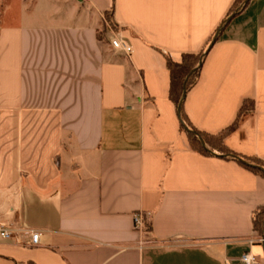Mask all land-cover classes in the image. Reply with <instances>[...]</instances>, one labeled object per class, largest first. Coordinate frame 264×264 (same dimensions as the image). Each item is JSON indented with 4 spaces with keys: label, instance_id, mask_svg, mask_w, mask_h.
<instances>
[{
    "label": "crops",
    "instance_id": "obj_1",
    "mask_svg": "<svg viewBox=\"0 0 264 264\" xmlns=\"http://www.w3.org/2000/svg\"><path fill=\"white\" fill-rule=\"evenodd\" d=\"M234 1L19 0L0 26V221L21 242L0 237V264H264V177L193 149L168 96L165 55L208 47L187 121L218 134L244 105L224 144L264 160V0L210 45ZM106 10L116 27L100 34Z\"/></svg>",
    "mask_w": 264,
    "mask_h": 264
},
{
    "label": "trees",
    "instance_id": "obj_2",
    "mask_svg": "<svg viewBox=\"0 0 264 264\" xmlns=\"http://www.w3.org/2000/svg\"><path fill=\"white\" fill-rule=\"evenodd\" d=\"M244 0H235L227 17L219 27L220 29L227 23L226 19L233 17L239 10H241L246 4H243ZM104 14H108L111 18L109 10H106ZM112 20V18H111ZM115 26V25H114ZM116 27V26H115ZM214 38V36H213ZM211 39V42L213 40ZM217 38V37H216ZM215 38V39H216ZM210 42V43H211ZM208 47L204 51L198 53H185L181 56L180 61L172 60L168 55H165L166 67L169 71V99L173 102L176 109L181 100L183 91L185 92L191 87L199 76L200 66ZM251 108V107H250ZM245 106L243 105L239 111L236 120L228 127L223 129L218 134H207L193 127L188 121L183 112V102L179 110V117L181 121L180 128L184 130L189 138L191 147L203 154L214 155V149L219 151L221 157L232 158L233 155L238 156L229 150L224 144L225 136L232 131L239 120V116L244 111ZM185 125L187 129H185ZM242 161L235 159L237 162L250 169L251 171L260 174L264 177V160L257 157H241ZM253 229L259 236H264V205L260 206L253 212L252 215ZM143 229L147 231L149 229L148 221H143Z\"/></svg>",
    "mask_w": 264,
    "mask_h": 264
},
{
    "label": "built area",
    "instance_id": "obj_3",
    "mask_svg": "<svg viewBox=\"0 0 264 264\" xmlns=\"http://www.w3.org/2000/svg\"><path fill=\"white\" fill-rule=\"evenodd\" d=\"M110 44L113 48L122 51L125 55H129L132 51L131 45L120 36H113L110 38ZM134 227L136 229L143 228V219L142 214L136 212L133 214ZM28 239L25 241L27 245H35L38 243L39 232L35 230H28ZM0 237L3 239H12L15 242H21L17 237V232L14 229H11L6 223L0 221ZM261 241H264V238H260ZM238 264H261V262L256 258L255 255L250 252L242 253L238 258Z\"/></svg>",
    "mask_w": 264,
    "mask_h": 264
},
{
    "label": "rangeland",
    "instance_id": "obj_4",
    "mask_svg": "<svg viewBox=\"0 0 264 264\" xmlns=\"http://www.w3.org/2000/svg\"><path fill=\"white\" fill-rule=\"evenodd\" d=\"M25 1L27 4H32L35 0H22ZM19 0H0V26L1 23L3 25H9V24H17L18 16H19ZM26 18L30 19L31 16L27 12ZM37 19H42L41 16H36ZM103 22L101 26L100 34L105 32L106 30L115 29L114 23L111 20V18L108 16V14H103ZM32 20H35V17L33 16L31 18ZM2 20V22H1ZM104 34V33H103Z\"/></svg>",
    "mask_w": 264,
    "mask_h": 264
},
{
    "label": "water",
    "instance_id": "obj_5",
    "mask_svg": "<svg viewBox=\"0 0 264 264\" xmlns=\"http://www.w3.org/2000/svg\"><path fill=\"white\" fill-rule=\"evenodd\" d=\"M247 2H248V0H244L243 4H246ZM229 19H230V18H227L226 21H228ZM219 30H220V28L217 30V32H216V34H215V36H214L212 42L215 40V38H216V36H217ZM212 42H211V43H212ZM211 43H210V45H211ZM185 93H186V92H185V90H184V91H183V94H182V97H181V100H180L179 105H178V110H177L178 117H179V110H180V108H181V105H182L183 99H184V97H185ZM179 120L181 121L180 117H179ZM185 129H187V126H186V125H185ZM233 157H234L235 159H237V160L242 161V159H241L240 157H238V156L233 155ZM262 237L264 238V236H262Z\"/></svg>",
    "mask_w": 264,
    "mask_h": 264
}]
</instances>
